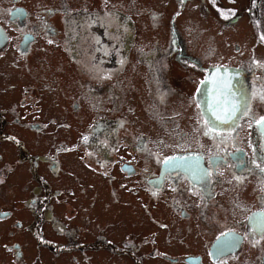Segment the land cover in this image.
<instances>
[{
	"label": "flooded vegetation",
	"instance_id": "flooded-vegetation-1",
	"mask_svg": "<svg viewBox=\"0 0 264 264\" xmlns=\"http://www.w3.org/2000/svg\"><path fill=\"white\" fill-rule=\"evenodd\" d=\"M47 1H59L60 5L58 8L42 9L46 18L44 23L42 19L30 22V13L20 0H15L12 5L8 22L11 20L12 26H20L17 28L21 31L17 49L25 61L32 58L40 42L44 50L46 43L58 47L61 43L65 53L63 58L67 63L50 64L57 67L65 80L67 77L74 79L69 86L71 93L66 95L70 102L61 113L60 126L66 130L71 119L78 117L81 121L86 113L95 114L94 125L87 122L89 131H85L82 136L88 137L87 142L81 141L89 154L85 153L89 158L86 162L93 170L99 169V174L105 179L103 183L106 181L112 186L111 196L123 189V183L118 182L117 175L123 180L129 179V190L137 196L140 207L150 217V223L144 229H150L149 224H152L157 235H152V230L148 232L151 235L141 232L136 238H129L130 263L145 264L144 257L137 254L138 248L146 252L149 247H153L148 257L155 258L159 264H264V124L259 123L260 118L264 117V51L257 52L255 45L248 46L244 42V50L255 49L246 53L241 49V44L235 42V48L232 49L242 59L238 63L226 64L223 61L230 59L232 50L221 49L229 42L225 45L219 42L220 36L224 40L233 39L229 34L224 36L228 29L224 27L220 30V23H241L239 28H245V19L249 20V24L257 23V32L247 35L246 39L255 36L254 39L257 37L261 40L264 32L258 31V28L264 26V0H254L255 3L258 1L262 9L261 17H246L242 12L229 19L223 15L221 20H217L219 15H212L217 4L213 0H181L189 16L185 29L175 33L177 46L174 38L165 37L156 30L139 34L137 41L130 19L129 25H121L116 18V23L106 18L103 24L106 23L111 31L87 34L83 31L84 25L90 22L100 24L101 21L96 18L102 13L95 16L88 12L87 7L79 9L78 3L71 2L66 7L62 0ZM192 6L202 9L201 13H205L202 17L207 19L205 23L196 17L197 13L190 11ZM24 13L27 14L22 23L19 15ZM155 14L163 18L161 13H155L154 10L145 14L147 25L153 27L149 29H159L153 26L159 25ZM83 15L93 20L87 21ZM4 20L5 16L0 20L2 26ZM214 21L215 27L210 26L211 30L202 25L214 24ZM220 31L221 34L214 37ZM152 32H156L155 35L147 38ZM102 34L112 38L111 45L115 44L113 48L117 49L125 43L126 49L119 55L122 61L126 59L122 56H127L126 52L136 44L145 54L142 58L129 55V64L126 63V67L117 75L106 74L104 67L114 70L122 65L118 63L114 52H109V49L103 52L101 47H93V42L98 38L101 40ZM8 40L7 48L9 36ZM163 42L166 46H162ZM256 45L263 46L264 43L256 42ZM4 51L0 52V57ZM180 51L196 65L184 64L182 61L175 65L163 62L164 58L170 61L171 56L179 55ZM104 60L107 62L103 63ZM191 65L200 68L195 72L196 68ZM178 74H185V77L178 80ZM128 76L129 85L126 81ZM176 83L187 84L186 89L189 90L185 94L181 93ZM16 84L19 86V81ZM131 85L134 90L130 88ZM14 90H17L16 87ZM31 90L30 87L23 88L22 93H18V100L12 102L9 109L0 105V223H12L8 242H13L2 245L4 253L12 254V264L25 262V245L15 241L18 233L22 229L36 231L35 235L39 239L37 226L43 218L49 220L48 217H51V213H47L42 205L38 207L42 194L47 197L51 194L47 179L43 186L32 188L33 195L27 202L31 224L20 222L22 209L5 208L1 201L4 172L11 171L10 165L4 164L7 159L2 154L8 140L5 128L20 127L25 133L37 135L39 142L38 135L45 133L49 128L48 123L51 127L57 124L56 118H49V113L43 107L40 111L34 107ZM62 91L65 93L66 89ZM133 93L141 94V98L135 100ZM128 95L129 102H136L138 108L145 105V114L143 118L137 117L135 123L129 121V138L123 144V147L129 148V162H114L121 146L118 129L124 128L126 120L124 117L119 118L117 113L119 108L127 104ZM179 99L184 104L183 112L171 115L174 121L166 119L167 115L170 116L168 109L171 101L178 102ZM136 106L131 108L132 113ZM176 108L180 110L177 103ZM184 120L188 122L185 127ZM140 121H144L143 127L137 126ZM205 132L208 134L205 135ZM16 143L22 146L23 142ZM101 146L113 151L111 157L102 154L91 161L92 156L95 158V150ZM25 147L21 149H25L28 155L21 153L20 163L29 164L28 172L32 178L38 176L40 170L43 171L40 178L45 175L49 178L57 176L61 167L55 154L49 152L46 157L39 156L31 153L27 145ZM172 158H175L172 161L175 167L163 164L165 159L171 161ZM106 168L110 170L104 171ZM131 183L136 184L135 189ZM13 184H20V176ZM114 184H117L116 187ZM88 191L101 198L98 191ZM171 231L176 233L172 236ZM161 232L162 235L169 232L165 240L168 250L160 251L158 247ZM74 235V232H70V238ZM39 240L44 245L50 243ZM226 241L231 243L224 247ZM145 242L149 244L145 245Z\"/></svg>",
	"mask_w": 264,
	"mask_h": 264
},
{
	"label": "rangeland",
	"instance_id": "rangeland-1",
	"mask_svg": "<svg viewBox=\"0 0 264 264\" xmlns=\"http://www.w3.org/2000/svg\"><path fill=\"white\" fill-rule=\"evenodd\" d=\"M20 1L21 5L27 7L25 9L30 13V22L32 20L40 21L42 19L44 23L46 18L42 13V9L49 7L58 8L60 5L59 1ZM213 1L217 3L215 7L219 10L217 11V9L214 8L212 13V15L215 16L219 15L217 20L223 19V15H227L229 19V17L239 15L242 12H244L242 15L246 17L262 16V9H260L258 1H256V3L254 0H233L232 2H226L225 0ZM62 2H64L66 7L69 6L71 2L73 4L78 3L79 9L87 7L89 8L88 12L95 16L102 13L99 18H96L98 21H101L100 24L97 22H90L87 26L84 25L83 31L87 34H89V32L97 34V32L101 33L104 30L111 31L107 28L106 23L103 24V22L107 20L106 18L112 19L115 23L116 18L118 22H121V25H129L130 19L132 21L133 33L137 41L140 37L139 34L156 30L165 37L174 38L176 46L178 42L175 33L185 29L189 16L185 11L186 6L181 0H62ZM13 4H15V0H0V20H3L5 16L3 27L10 39V44L8 48L6 47L7 50L4 51L5 55L3 54V56L0 57V105L6 109L11 108L12 102L18 100V93H22L23 88L30 87V89H32L31 91H33L34 97L32 96V99L34 98V107L37 108L38 111L43 107L44 110L49 113V118H56L57 121L55 127H51L48 123L49 128L46 129L45 133L38 135L39 142L37 141V135H31L28 132L25 133L20 130L22 129L20 127L5 128L8 140L4 146L5 151L2 154L5 156V159H7L4 160V164H9L11 171L5 170L4 172L5 181L2 182L4 188L1 196L3 206L9 209H22L19 216L20 222L31 224L30 220H28L30 209L27 202L33 195L32 188L39 185L43 186L46 179L51 187V194L48 197L42 194L38 204V207L42 205L47 213L50 212L51 217H48L50 218L49 220L43 218V221L40 222L36 228V230H39L38 238L50 243L44 245L37 239V234L35 235L36 231L31 232L28 229H22L15 239V241H19L25 245V262L22 264H131L129 260V238H136L141 232L144 234L147 233L148 235V232L152 230H154V232L151 234L157 235V231H155L156 229L152 224H149L151 225L150 229H144L146 228L145 225L150 223V217L143 208L140 207L137 196L133 195L129 190V179L123 180L117 175L119 179L118 182L123 183V189H120L118 193L116 192V195L111 196L110 190L112 186L106 183V181L103 183L102 181L105 179L99 174V169L95 168V170H93L86 162V160L89 161V154L87 150H85L86 147L82 146L81 141L84 140L82 136L85 134V131H89V129L86 128L88 123H91L92 126L94 125L95 122H93V120L95 119V114L89 115L86 113L81 121L78 117L73 118V120L71 119L69 121V128L66 130L60 126V122H62L61 113L65 111L66 105L70 102V99L67 97L71 93L69 86L74 79L73 77H67L65 80L64 75L61 72L59 73L57 67L55 68L51 65L55 63H67L63 58L65 53L62 51V45L60 42L59 47L52 43H46V49L44 50L41 47L42 42H40L33 52V60L29 57L28 60L25 61L24 57L19 55L20 51L17 49V42L20 40L21 34V31L17 28L20 26L17 25L14 27L11 25V20L8 22L9 12H11ZM223 5L225 6L224 8ZM152 10H154L155 13L159 12L162 14L163 18L155 14V17L159 19V22L156 23L159 25L153 26L159 29H149L153 27L146 23L147 16H145V14H150ZM190 11L197 13L196 17L204 23L207 21L205 17H202L205 16V13H201L202 9L199 7L192 6ZM184 14H186V16ZM136 15L138 17H136ZM118 16L125 18V20L120 19ZM82 17L87 21L93 20L85 15ZM173 17L176 18L173 19ZM170 20H173L176 24ZM248 21V19L244 20L243 26H245V28H239L240 26L238 25H241V23H237L238 25H225L220 23V30H223L224 27L228 29V32H225L226 34H224V36L229 34L230 37L233 38L232 40H224L222 36L219 37V42L223 45L229 42V45L226 44V47L221 49L232 50L230 59L224 60L223 63L234 64L242 59V56H239V53H235L232 49L235 48L233 44L235 45L237 42L241 44L242 50H244L242 45L246 42L245 45H255L254 47L257 48V52L260 50L262 52L264 51V45H256V42L264 43V39L259 40L257 37L254 39L255 36L246 39L247 35L257 32V23L254 24L253 22L249 24ZM215 22L216 21H214V24L202 25L208 30H211L210 26L215 27ZM258 31L264 32V26L261 27V29L258 28ZM221 32L222 31L215 33L214 37L220 35ZM155 33L156 32L148 34L147 38H152ZM192 34H188V36ZM90 37H92L93 42V35ZM101 37V40L98 38L93 42V47H101L103 52L105 49H109V52H114L116 58L119 59L118 63L122 65L114 70L104 67L106 74L112 76L117 75L121 69H124L126 65L129 64V55L132 54L134 57L142 58L145 54V51H141V47H138L136 44L130 51L128 50L126 52L127 56H122L126 58L122 61L119 55L121 52L123 53V51H125V43H122V45L116 49L113 48L115 44L111 45L112 38H106V34H102ZM166 41L168 43L169 39L167 38ZM162 46H166V43L163 42ZM253 50L255 49H246L244 51L246 53H251ZM180 55H182V57L179 58ZM118 56L120 58H118ZM262 59L264 60V54L262 55ZM178 61H182V63L188 65H196L194 61L188 59V56L185 55L183 51H180L179 55H172L170 61H167L165 58L163 60L164 63L171 65H175ZM106 62L107 60H104L103 63ZM191 67L196 68L194 70L195 72L200 68L193 67L192 65ZM20 68L21 71H19ZM71 73L74 74V71H71ZM177 76L179 77L176 79L181 80V78L183 79L185 77V74H178ZM21 78L24 79L22 80ZM126 79L129 85V76ZM16 81H19V86H17ZM176 84L182 90L181 93L185 94L189 90L186 89L187 84ZM15 87L17 90H14ZM63 88L66 89L65 93L62 91ZM130 88L134 90L132 85ZM134 97L135 100L141 98V94L133 93V98ZM36 99H38V103H36ZM179 100L178 102H176V100L171 101V106L168 109V111H170V116L167 115L166 117L168 118L166 119L173 120L172 116L183 112L184 104H182L181 99ZM126 103L127 104H125L123 108H119V112L117 113L119 118L124 117L126 120L124 128L118 129L121 146L118 149L114 162H129V148L123 147V144L129 138V121L130 123H135L137 117L143 118L145 114V105H141V109L138 108L135 104L136 102H129V95L128 102ZM176 103L180 105V110L176 108ZM134 106L137 108L132 113L131 108ZM190 111L194 112L193 109H190ZM143 122L137 126L143 127ZM187 124L188 122L184 120L183 127L187 126ZM15 140L23 142L24 144L21 143L22 146L27 145L29 151L33 154L39 156H45L49 154V152L55 154L61 167L57 176H51V178H49L45 175L40 178L43 172L40 170L38 176L32 178L28 172L29 164L24 162L20 163V154L25 153L28 155L25 149H21L25 146H20ZM154 148L157 147L154 146ZM111 153H113L112 150L101 146L95 150V158L92 156L91 161L92 159L96 160L97 155L103 154V156L111 157ZM46 165L49 167L52 166L50 163H46ZM15 166L16 168H14ZM14 169L15 171H13ZM1 170L3 171L2 168ZM108 170H110V168L104 169V171ZM90 175H93V177ZM19 176L20 184H13ZM114 183H117V181ZM116 185L117 184H114L115 187ZM130 185L133 189L136 188V184L131 183ZM88 190L98 191L101 198L99 199L98 195L95 196L93 192H89ZM83 191H86V194H83ZM11 229L12 223H0V233L3 232V235H0V264H12V257L10 256L12 254L9 252L4 253L5 248H2L3 244H10L13 242V240L8 242L10 239L8 235ZM70 232L75 233L72 238H70ZM175 233L176 232L171 231L170 234L173 236ZM5 235H7V237ZM168 235L169 232L163 235L161 232L160 243L158 245L160 251L169 249L165 244ZM147 244L149 243L145 242V245ZM109 247H111V249ZM152 248L153 247H149L146 252H144L142 248H138L137 254L140 257H144L145 264H159L155 258L148 257V253Z\"/></svg>",
	"mask_w": 264,
	"mask_h": 264
},
{
	"label": "snow or ice",
	"instance_id": "snow-or-ice-1",
	"mask_svg": "<svg viewBox=\"0 0 264 264\" xmlns=\"http://www.w3.org/2000/svg\"><path fill=\"white\" fill-rule=\"evenodd\" d=\"M262 39H264V37H262ZM225 122H226V121H225ZM259 123L264 124V117L260 118ZM207 134H208V133L205 132V135H207ZM84 140H85V142H87L88 137H84ZM174 160H175V158H172L171 161H170L169 159H165V160L163 161V164H164L165 166H167V167H175V164L172 162V161H174ZM257 167H259V165H257ZM226 235H227V234H226ZM230 243H231V242L226 241L224 247L229 246ZM221 251H223V248H221Z\"/></svg>",
	"mask_w": 264,
	"mask_h": 264
},
{
	"label": "bare ground",
	"instance_id": "bare-ground-1",
	"mask_svg": "<svg viewBox=\"0 0 264 264\" xmlns=\"http://www.w3.org/2000/svg\"><path fill=\"white\" fill-rule=\"evenodd\" d=\"M25 14H26V13L19 15L20 20L22 21V23L24 22V20H25V18H26V17H25ZM13 20H15V19H13ZM4 31H5V30H4ZM0 36H1V37H4V39L1 40V42H2V41L4 42V40H6L7 42L9 41V40H8V36H7L6 33H0ZM29 37H32V36H29ZM6 47H7V46H6ZM6 47L4 48V50L6 49ZM4 50H2V51H0V52H3Z\"/></svg>",
	"mask_w": 264,
	"mask_h": 264
},
{
	"label": "water",
	"instance_id": "water-1",
	"mask_svg": "<svg viewBox=\"0 0 264 264\" xmlns=\"http://www.w3.org/2000/svg\"><path fill=\"white\" fill-rule=\"evenodd\" d=\"M0 33H5V31L1 28V26H0ZM3 39L4 37L0 36V51L4 50V48L8 45V42L6 40H4V42L3 41L1 42V40Z\"/></svg>",
	"mask_w": 264,
	"mask_h": 264
}]
</instances>
